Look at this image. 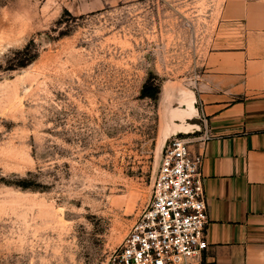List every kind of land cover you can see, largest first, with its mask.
<instances>
[{
  "label": "rangeland",
  "instance_id": "obj_1",
  "mask_svg": "<svg viewBox=\"0 0 264 264\" xmlns=\"http://www.w3.org/2000/svg\"><path fill=\"white\" fill-rule=\"evenodd\" d=\"M222 2L0 0V264L108 263L152 195L164 88L238 31Z\"/></svg>",
  "mask_w": 264,
  "mask_h": 264
},
{
  "label": "crops",
  "instance_id": "obj_2",
  "mask_svg": "<svg viewBox=\"0 0 264 264\" xmlns=\"http://www.w3.org/2000/svg\"><path fill=\"white\" fill-rule=\"evenodd\" d=\"M220 11L238 31L208 51L193 88H164L180 104L167 108L162 147L190 133L191 152L204 153L209 244L182 264H264V0Z\"/></svg>",
  "mask_w": 264,
  "mask_h": 264
},
{
  "label": "built area",
  "instance_id": "obj_3",
  "mask_svg": "<svg viewBox=\"0 0 264 264\" xmlns=\"http://www.w3.org/2000/svg\"><path fill=\"white\" fill-rule=\"evenodd\" d=\"M191 137L169 139L152 195L107 264H182L208 246V204L202 165Z\"/></svg>",
  "mask_w": 264,
  "mask_h": 264
},
{
  "label": "trees",
  "instance_id": "obj_4",
  "mask_svg": "<svg viewBox=\"0 0 264 264\" xmlns=\"http://www.w3.org/2000/svg\"><path fill=\"white\" fill-rule=\"evenodd\" d=\"M26 57L23 61H21L20 65H24L26 63H28L29 61H31L34 58V55L30 54V53H26ZM160 92V86L157 85L154 87V85H149V84H144L143 88H142V94L143 95H150V96H154L157 97V95Z\"/></svg>",
  "mask_w": 264,
  "mask_h": 264
},
{
  "label": "water",
  "instance_id": "obj_5",
  "mask_svg": "<svg viewBox=\"0 0 264 264\" xmlns=\"http://www.w3.org/2000/svg\"><path fill=\"white\" fill-rule=\"evenodd\" d=\"M178 104H180V101L179 100H177V99H173V102H172V104H171V106L173 107V106H177ZM189 134L190 133H182V132H180V133H174V134H172V135H170V137L168 138V140H167V143H168V141H169V139L171 138V137H173V136H189ZM167 145V144H166ZM166 147V146H165ZM165 149V148H164ZM164 151V150H163Z\"/></svg>",
  "mask_w": 264,
  "mask_h": 264
},
{
  "label": "bare ground",
  "instance_id": "obj_6",
  "mask_svg": "<svg viewBox=\"0 0 264 264\" xmlns=\"http://www.w3.org/2000/svg\"><path fill=\"white\" fill-rule=\"evenodd\" d=\"M182 91V93H184L186 90H180V92ZM170 93V91L168 89L165 90V97H167V95ZM188 101H190V97L187 98Z\"/></svg>",
  "mask_w": 264,
  "mask_h": 264
}]
</instances>
